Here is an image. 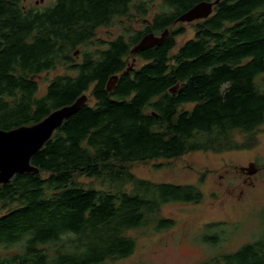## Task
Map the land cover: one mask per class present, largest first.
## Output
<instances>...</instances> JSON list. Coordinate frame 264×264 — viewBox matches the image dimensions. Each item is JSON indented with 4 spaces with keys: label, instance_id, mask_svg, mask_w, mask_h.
<instances>
[{
    "label": "trees",
    "instance_id": "obj_1",
    "mask_svg": "<svg viewBox=\"0 0 264 264\" xmlns=\"http://www.w3.org/2000/svg\"><path fill=\"white\" fill-rule=\"evenodd\" d=\"M25 1L0 0V130L38 124L87 93L92 100L32 158L38 173L0 185V264L128 259L138 244L129 232L173 229L176 221L161 216L164 206L204 200L198 186L137 177L133 164L259 146L264 0H219L174 54L186 32L176 21L201 0H163L144 31L85 51L80 63L76 50L93 41L100 27L132 12L144 16L153 0H56L38 11ZM166 30L163 44L139 53L145 64L126 74L131 47ZM59 66L75 75L56 76L38 96L32 78ZM261 227L253 242L201 264H264V212Z\"/></svg>",
    "mask_w": 264,
    "mask_h": 264
},
{
    "label": "rangeland",
    "instance_id": "obj_2",
    "mask_svg": "<svg viewBox=\"0 0 264 264\" xmlns=\"http://www.w3.org/2000/svg\"><path fill=\"white\" fill-rule=\"evenodd\" d=\"M55 1L26 0L25 5L40 9ZM162 2L153 0L146 18L132 14L129 19H116L113 27L99 29L97 38L113 40L129 31L132 33L133 30H142L159 10ZM193 25L184 24L186 32L177 38L172 54L194 37ZM95 44L94 41L83 47V50L93 49ZM78 51L81 55V49ZM80 59L81 57L78 58ZM128 65L130 68H140L144 61L139 58L134 61L130 57ZM69 73L66 66H59L34 77V80L40 84L41 93H44L54 77ZM87 96L89 101L92 100L89 94ZM251 163H255L259 171L250 177L241 168H248ZM131 170L137 177L153 182L198 186L204 194V200L198 205L170 203L164 206L161 216L174 219L176 226L161 232H155L152 227L129 232L138 241L136 252L128 259L108 264H201L215 255L235 251L243 244L253 242L263 232L264 126L259 134V146L254 150L222 154L197 152L176 160L135 163ZM215 223L222 225L217 228L207 227ZM217 238H221L223 243L214 248L213 241Z\"/></svg>",
    "mask_w": 264,
    "mask_h": 264
},
{
    "label": "water",
    "instance_id": "obj_3",
    "mask_svg": "<svg viewBox=\"0 0 264 264\" xmlns=\"http://www.w3.org/2000/svg\"><path fill=\"white\" fill-rule=\"evenodd\" d=\"M218 2L219 0L200 2L182 14L176 24L192 23L209 18ZM168 35L169 30L160 36L146 35L131 53L136 54L160 46L165 42ZM131 70L132 68L128 67L126 74ZM117 80V75L110 79L108 83L109 92L115 87ZM88 101L89 97L84 95L74 104L53 111L38 124L23 126L10 131L0 130V185L9 183L18 174L38 173L39 169L31 164L32 158L41 151L64 121L77 113ZM241 171L251 177L259 171V167L255 163H251L248 168H241Z\"/></svg>",
    "mask_w": 264,
    "mask_h": 264
},
{
    "label": "flooded vegetation",
    "instance_id": "obj_4",
    "mask_svg": "<svg viewBox=\"0 0 264 264\" xmlns=\"http://www.w3.org/2000/svg\"><path fill=\"white\" fill-rule=\"evenodd\" d=\"M163 1V0H162ZM206 0H201L200 2H205ZM216 0H211V1H206V2H215ZM200 2H197L194 6H196L197 4H199ZM55 3H56V1H55ZM54 3V4H55ZM163 3V2H162ZM24 4H25V2H24ZM54 4H52V5H50V6H53ZM162 5V4H161ZM26 6V5H25ZM50 6H47V7H44V8H40V9H35V8H29V9H34V10H43V9H46V8H48V7H50ZM193 6V7H194ZM192 7V8H193ZM26 8H28L27 6H26ZM215 8V7H214ZM190 10V9H189ZM149 12H150V8H147V10H146V12H144V16H140V17H144V18H146L148 15H149ZM157 13H159V11H157L153 16H152V19L147 23V25H145L144 27H143V29L142 30H133V32H135V31H144L145 29H146V27L147 26H150L151 25V23H152V21H153V18L155 17V15L157 14ZM132 14H135V15H137L135 12H132L131 13V15ZM213 15V14H212ZM211 15V16H212ZM116 20V19H115ZM114 20V21H115ZM200 21H203V20H199V21H194V22H192V23H182V24H180V23H177V24H175L176 26H178V28H183L185 31H186V29H185V27H184V24H197L198 22H200ZM113 25H114V23H112V25L111 26H109V27H113ZM194 25H193V27H194ZM109 27H100L99 29H101V28H109ZM98 29V30H99ZM98 30H97V32H98ZM97 32H96V36H95V38L93 39V41H91L89 44H87V45H84V46H81V47H79L78 49H81V55H79L78 54V49L76 50V52H75V54H74V58L76 59L75 61H77L78 63H80L81 61H82V58H83V53L85 52V51H88V50H90V51H94V50H96V49H103V48H106L107 47V43H109V42H111V41H113V40H115V39H117L118 37H120V36H125V35H127V34H124V35H119V36H117L116 38H114L113 40H106V41H104L103 39H98L97 38ZM132 32V33H133ZM129 33H130V31H129ZM128 33V34H129ZM149 34H155V33H148V34H146V35H149ZM146 35H144L142 38H144ZM156 35V34H155ZM156 36H160V34H158V35H156ZM142 40V39H141ZM140 40V41H141ZM94 41L96 42V44H95V47L93 48V49H88V48H86L85 50H83V47H87L88 45H90V44H92V43H94ZM139 41V42H140ZM136 45H134V46H132L131 47V50H130V52H129V57H128V59L131 57L134 61H136V59H142V58H140V56H138L139 55V53H143V52H138V53H136V54H132L131 52H132V50L134 49V47H135ZM145 52V51H144ZM81 57V59L80 60H78V58H80ZM142 61H143V59H142ZM144 64H145V62H144ZM67 67V70H70V67L69 66H66ZM128 67H129V65H128ZM127 67V68H128ZM132 69H135V68H132ZM53 71V70H52ZM43 74V73H42ZM41 75V74H40ZM68 74H65V76H67ZM69 75H75L71 70H70V73H69ZM39 76V75H38ZM38 76H35V77H38ZM118 76V75H117ZM55 78V77H54ZM53 78V79H54ZM32 79H34V77L32 78ZM52 79V80H53ZM51 80V81H52ZM36 81V80H35ZM51 81H50V83H51ZM37 82V81H36ZM38 83V82H37ZM50 83L48 84V86L50 85ZM38 86H39V91H38V96H42V95H44L45 93H46V91H47V88H48V86L46 87V89H45V92L44 93H41V87H40V84L38 83ZM88 94H90V93H87V95Z\"/></svg>",
    "mask_w": 264,
    "mask_h": 264
}]
</instances>
